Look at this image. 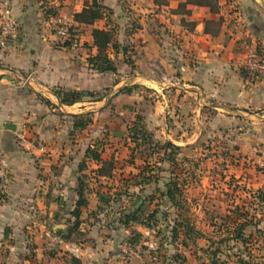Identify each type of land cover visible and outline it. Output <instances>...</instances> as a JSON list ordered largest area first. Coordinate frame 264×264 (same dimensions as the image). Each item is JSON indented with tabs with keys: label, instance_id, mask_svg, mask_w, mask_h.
<instances>
[{
	"label": "crops",
	"instance_id": "obj_1",
	"mask_svg": "<svg viewBox=\"0 0 264 264\" xmlns=\"http://www.w3.org/2000/svg\"><path fill=\"white\" fill-rule=\"evenodd\" d=\"M85 1L67 2L68 14L80 12ZM185 1L102 0L107 18L92 27L81 26L80 40L65 48L53 43L46 27V13L57 9L58 0H0V8L11 12L22 33L18 45L0 49V264H12L4 251L14 258V245L4 240L10 233L30 236L34 247L33 259L18 256L17 264H71L72 256L81 264L114 263L110 248L119 247L113 244L110 207L114 148L96 146L100 127L114 137V126L127 130L140 116L153 139L171 143L181 153L222 134L240 153L260 166L264 163V83L246 80L237 67L240 42L252 41L264 52V0H220L217 14L194 6L186 7L189 16L175 13ZM181 20L194 28H185ZM93 28L114 30L116 49L108 50L114 73H98L88 63L97 53L90 36ZM58 91L94 98L84 95L79 103L66 106L55 96ZM71 116L90 123L74 130ZM88 149L101 161L112 162L110 175H97L101 164L88 157ZM155 171L169 173L161 164L123 168L138 194L135 198L141 184L155 183L150 179ZM141 172L144 177L138 176ZM80 181L87 202L80 229L97 246L91 256L56 255L48 236L55 239L54 234L64 232L63 220L74 209ZM158 182L157 194L148 201L165 202L160 195L166 179ZM258 188L264 189V182ZM102 198L109 202L104 208L98 207ZM261 211L257 229L264 235V203ZM94 218L101 224L107 220L100 240L93 234ZM148 231L135 223L123 226L126 240L132 233L143 237ZM136 248L128 251L134 254Z\"/></svg>",
	"mask_w": 264,
	"mask_h": 264
},
{
	"label": "rangeland",
	"instance_id": "obj_2",
	"mask_svg": "<svg viewBox=\"0 0 264 264\" xmlns=\"http://www.w3.org/2000/svg\"><path fill=\"white\" fill-rule=\"evenodd\" d=\"M58 1L61 4L57 6V9L53 8L54 11L53 9L47 11L48 19L57 15H70L67 10L69 5H65L70 0ZM89 1L86 0L84 5H87ZM99 1L101 4L102 0ZM105 14L108 13L105 12ZM129 128L130 126L127 130L117 129L114 126L112 130L114 137L110 135L112 132H108L104 128L100 127L98 131L100 144L98 143L96 146L101 149L110 148L112 150L114 148V205L112 204L110 207H114L113 244L119 247L117 251L110 248V252L114 253V263L101 260H97V263L132 264L133 259L136 258L137 264H235V256L242 253L244 248L240 243L228 240L226 234H223L218 228L225 225V216L232 214L236 206L246 205L249 210L256 206L253 205L255 201L249 193L261 189L258 186L264 182L263 167L256 162V159L240 153L233 140L222 136V134L212 139L204 138L197 144L190 145L193 152L185 150L181 153L173 148H164L166 143L153 139L145 130L143 120L135 127V133H131ZM190 146L187 148L190 149ZM135 163H143L145 166L161 164L169 173L160 174L159 171H155L154 175L150 177L155 183L150 187L147 186L148 184L145 187L141 184L140 188L136 186L140 195L135 198L138 194L135 193L133 186L128 185L129 179L124 176L123 172V168ZM138 176L144 177L142 172ZM160 178L161 181L166 179L167 183L171 181L178 183L184 201L183 204L181 202L179 204L181 209L168 203L148 201L157 194ZM142 196L146 199L143 200ZM108 204V200L102 198L98 207L104 208ZM138 209V221L142 224L145 220L144 224H148L153 230L144 233L141 239H134L137 248L132 254L128 251L126 243L123 246L128 233H123V225L119 221L125 214H131ZM153 211L156 212L155 218L147 219V216ZM181 218L187 220V224H191L195 228V232L189 234L183 245L182 240L185 237L182 235V230L178 228L177 235L171 233V227L176 221L181 222ZM63 221L66 226L64 232L54 234L55 239H52L51 235L48 236L52 241L50 243L51 252L57 251L56 255L59 253L78 257L91 256L93 245L97 246L95 239L92 238L93 241L85 239L83 233L80 235L76 231L70 233L75 222L71 214ZM92 222L94 225L93 234L100 240L104 235L101 232V227L106 224L107 220L101 224L100 220L96 221L94 218ZM254 231L253 227H249L245 231L246 236H252L247 249H251L252 254H260L264 258V235L259 238L261 245L254 247L252 243L258 237ZM23 236L11 233L4 235V240L8 241L10 245H14V258L8 255V251L2 252L8 262H12V264H17L16 257L18 256L26 260H32L34 257V247L30 236ZM64 237H69L71 242L80 244L82 247L78 248L75 246L76 244L64 243L61 240ZM21 240L23 241L22 245ZM208 247L210 253H216L215 250L220 253L213 263L206 259L203 252L200 251L201 248ZM116 252L118 253L116 254Z\"/></svg>",
	"mask_w": 264,
	"mask_h": 264
},
{
	"label": "trees",
	"instance_id": "obj_3",
	"mask_svg": "<svg viewBox=\"0 0 264 264\" xmlns=\"http://www.w3.org/2000/svg\"><path fill=\"white\" fill-rule=\"evenodd\" d=\"M219 1L220 0H186L184 3L179 4L177 9L175 10V13L181 14L183 16H189L190 11L186 9L187 6H194V7H204L207 8L210 13L217 14L219 12ZM106 8L103 7L100 4L99 0H90L87 5L83 7V9L78 12L74 13L72 15V27L70 29V41L66 42L63 47L70 48L73 45L75 46L77 42L80 40V27H92L95 23L107 18L105 14ZM182 26L185 28H194V24H189L181 20ZM90 36L92 39V47L96 49V55L93 58L88 59L89 65L98 73H114L115 68L112 63V61L108 57V50L112 48L113 50L116 49V46L114 44V33L112 30H105L104 28H93L90 32ZM88 96L91 98H94L92 94L88 93H80V92H65V91H58L55 92V96L59 100L60 104L66 105V106H72L76 103H79L82 100L83 96ZM73 119V129L74 130H84L88 124L90 123V119L78 117V116H71ZM142 120L140 116L135 117V121L130 125L129 131L131 133H135L137 127V124ZM133 127V128H132ZM143 130V128H141ZM164 148H173L175 151L179 150L177 147L173 146L171 143H166ZM86 154L89 158L92 160L98 162L101 164V167L97 171V175L100 177H104L106 175H110V172L112 171V162L110 161H101L99 155L95 154L93 150H87ZM85 186L80 181L77 189V196L78 199L76 201V204L74 206L73 211L71 212V216L74 217L75 222L70 230V233L73 231L78 232L80 235H82V231L80 229V225L82 223L81 221V209L87 206V202L84 197V188ZM250 196L253 198V201H255L256 205L253 207L252 210L248 209V206L242 205V206H236L235 211L228 216H225L226 222L225 225L222 226V228H218V230L222 231L223 234H226L227 239L230 241H235L237 244H241L244 248L242 253H239L235 256L236 262L235 264H264L263 263V256L262 255H254L251 252V249H247L249 243H251L252 236L245 235L246 229L249 227L254 228V233L258 235L252 243L253 246L255 245H261L259 242V238L263 236V233L257 229V226L260 223V215H261V205L264 203V189H258L254 192L249 193ZM255 196V197H253ZM161 199L165 200V202L162 203H168L172 206H175L178 209H181L179 206L180 202L181 204L184 203L182 199L181 194V188L175 181H171L170 183L164 184V192L160 195ZM180 197V201H179ZM182 207V205H181ZM138 210H134L131 214H125L124 217L119 221L120 224H122L124 227H128L130 224L135 223L137 225H141L145 227L148 230H153L151 226L148 224H144V222L141 224L140 221L137 219ZM252 211V212H251ZM156 216V212L153 211L149 216H147V219H154ZM166 217V216H165ZM182 230V235L185 237L182 240V245L186 238L189 237V234H192L195 232V228H193V225L187 224V220H184V218H181V222L176 221L174 223V226L171 227V233L174 235H177V229ZM84 234V233H83ZM173 235V236H174ZM85 236V234H84ZM141 239L142 236L140 234H130L129 237L126 240V243L130 249H135L136 244L134 239ZM61 240L64 243H70V244H76L70 241L69 237L61 238ZM257 247V246H256ZM256 250H262V249H256ZM201 252L205 255V258L210 260L212 263L216 256L220 254L218 250H215L216 253L212 254L210 253V248H201ZM263 251V250H262ZM183 260V259H182ZM216 261V260H215ZM224 264V263H223Z\"/></svg>",
	"mask_w": 264,
	"mask_h": 264
},
{
	"label": "built area",
	"instance_id": "obj_4",
	"mask_svg": "<svg viewBox=\"0 0 264 264\" xmlns=\"http://www.w3.org/2000/svg\"><path fill=\"white\" fill-rule=\"evenodd\" d=\"M46 27L53 36V43L63 47L71 38L72 16L51 17L46 22ZM21 38V27L18 21L8 9L0 8V49L18 45ZM238 47L242 53V58L237 65L238 69L244 74L246 80L264 83V52L252 41H242ZM261 167L264 170V163ZM126 246L128 247L127 243Z\"/></svg>",
	"mask_w": 264,
	"mask_h": 264
},
{
	"label": "water",
	"instance_id": "obj_5",
	"mask_svg": "<svg viewBox=\"0 0 264 264\" xmlns=\"http://www.w3.org/2000/svg\"><path fill=\"white\" fill-rule=\"evenodd\" d=\"M5 128L8 130H11V131H14V129H15L12 125H7ZM70 263L71 264H81L80 261L78 260V258H76L75 256L71 257Z\"/></svg>",
	"mask_w": 264,
	"mask_h": 264
}]
</instances>
